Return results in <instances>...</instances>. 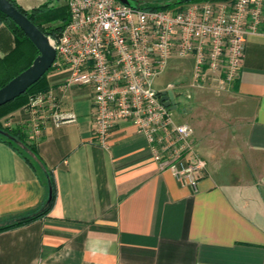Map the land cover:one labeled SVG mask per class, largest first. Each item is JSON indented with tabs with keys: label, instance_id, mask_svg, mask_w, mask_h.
I'll return each instance as SVG.
<instances>
[{
	"label": "crops",
	"instance_id": "obj_1",
	"mask_svg": "<svg viewBox=\"0 0 264 264\" xmlns=\"http://www.w3.org/2000/svg\"><path fill=\"white\" fill-rule=\"evenodd\" d=\"M14 1L25 11L65 4ZM12 46L0 26V58ZM66 78L65 71H51L48 92L73 121L47 120L38 136L31 135L23 107L2 121L25 128L36 156L33 168L0 141V222L45 203V171L55 197L46 215L0 233V264H264L263 34L248 35L233 82L219 72L205 74L196 99L208 101L197 103L196 121L174 119L192 129L194 151L207 164L196 189L159 171L131 125L116 128L108 148L98 146L91 92L64 87ZM168 87L176 109L190 99L185 84Z\"/></svg>",
	"mask_w": 264,
	"mask_h": 264
},
{
	"label": "built area",
	"instance_id": "obj_2",
	"mask_svg": "<svg viewBox=\"0 0 264 264\" xmlns=\"http://www.w3.org/2000/svg\"><path fill=\"white\" fill-rule=\"evenodd\" d=\"M65 4L69 21L50 39L56 51L52 68L67 73L64 87L90 90L95 143L108 148L112 132L131 125L145 138L159 171L196 189L207 164L194 151L192 129L160 102L154 81L171 58L191 57L194 79L219 72L233 82L248 35H264V0L201 1L167 10H136L118 0ZM23 108L33 136L47 120H74L59 112L49 92L31 97Z\"/></svg>",
	"mask_w": 264,
	"mask_h": 264
},
{
	"label": "trees",
	"instance_id": "obj_3",
	"mask_svg": "<svg viewBox=\"0 0 264 264\" xmlns=\"http://www.w3.org/2000/svg\"><path fill=\"white\" fill-rule=\"evenodd\" d=\"M9 1L19 12L25 15L44 35L50 39L57 38L63 27L69 21L66 4L60 7H50L47 4H44L37 8L31 9L30 11H25L14 0ZM201 1L206 0H195L193 2ZM174 7L176 6L161 7L156 4H152L143 5L141 8L143 10H167ZM0 26L8 31L13 42V46L10 48V50L0 58L1 88L19 73L27 69L35 57L38 56V51L34 48L22 30L11 19L6 17L1 12ZM52 70L53 68L45 73L36 83L30 86L22 95L15 98L11 102L0 106V141L6 143L12 149L18 152L33 168L34 164L32 156H36V150L33 143L28 142L25 128L18 126L14 128H8L4 126L2 121L16 110L26 106L31 97L39 93H47L49 91L47 75ZM41 176L43 177L44 184L47 187V199L45 203L40 208L23 216H18L7 221L0 222V233L28 224L38 218H41L50 211L55 197V188L52 175L50 172L45 171Z\"/></svg>",
	"mask_w": 264,
	"mask_h": 264
},
{
	"label": "water",
	"instance_id": "obj_4",
	"mask_svg": "<svg viewBox=\"0 0 264 264\" xmlns=\"http://www.w3.org/2000/svg\"><path fill=\"white\" fill-rule=\"evenodd\" d=\"M125 6L140 10L143 5H152L157 0H118ZM195 0H168L161 7L179 6ZM214 1V0H206ZM0 12L11 19L27 36L38 51V56L30 66L0 88V106L11 102L22 95L30 86L36 83L53 65L56 58L55 48L49 37L44 35L25 15L19 12L9 0H0ZM160 102L170 111L176 109L175 94L172 91H160ZM50 199V198H49ZM48 199V201H49Z\"/></svg>",
	"mask_w": 264,
	"mask_h": 264
},
{
	"label": "rangeland",
	"instance_id": "obj_5",
	"mask_svg": "<svg viewBox=\"0 0 264 264\" xmlns=\"http://www.w3.org/2000/svg\"><path fill=\"white\" fill-rule=\"evenodd\" d=\"M167 1L168 0H157L152 4L158 5ZM191 59H192L191 57H185L182 59L171 58L168 61V65L165 72L162 73L160 76H158L153 84L155 90H161L171 82L174 83L175 85H179V84L186 85V89L188 94L190 95V99L182 98L180 100V103H178L177 105V109L173 112V118L176 121H179L180 118H182L183 120L186 118V121H188L189 124L196 121L197 117L195 116H196V109L199 106L198 104L208 101V98L200 101L196 99V97L199 94L197 92L198 91L197 89L203 86L204 83H206L205 81L206 78L203 77V78L194 79L193 74H191V72L193 71ZM192 84L193 86H191Z\"/></svg>",
	"mask_w": 264,
	"mask_h": 264
}]
</instances>
